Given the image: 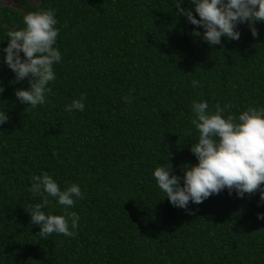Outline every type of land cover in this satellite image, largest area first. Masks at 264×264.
Listing matches in <instances>:
<instances>
[{
  "label": "trees",
  "instance_id": "trees-1",
  "mask_svg": "<svg viewBox=\"0 0 264 264\" xmlns=\"http://www.w3.org/2000/svg\"><path fill=\"white\" fill-rule=\"evenodd\" d=\"M11 1L19 8L0 0V111L9 117L0 125V264H264L259 192L240 198L225 189L185 210L153 175L172 167L183 184L181 166L198 163L193 100L210 110L231 104L236 115L264 107V22L258 37L242 23L239 40L213 47L177 16V0ZM181 6L199 18L191 0ZM38 10L55 14L62 61L47 103L31 108L16 99L30 85L15 81L2 50L6 33ZM82 95L83 112L65 110ZM43 172L62 190L66 182L81 188L83 199L68 209L80 218L74 236L41 237L31 223L27 211L42 203L32 177ZM49 200L42 211L63 215Z\"/></svg>",
  "mask_w": 264,
  "mask_h": 264
},
{
  "label": "clouds",
  "instance_id": "clouds-1",
  "mask_svg": "<svg viewBox=\"0 0 264 264\" xmlns=\"http://www.w3.org/2000/svg\"><path fill=\"white\" fill-rule=\"evenodd\" d=\"M183 0H177V16L183 15L187 22L195 25L192 35L215 47L222 43V37L239 40L241 33L237 26L247 23L252 36L258 37L257 22H264V0H191L195 13L181 6ZM24 27L9 30L4 62L15 73V81L27 80V89L15 90V97L23 104L36 108L47 103L46 94L52 89L48 86L55 80L54 65L62 61L59 48L55 47L59 36L56 27L58 21L52 10L29 11L22 16ZM202 28L201 33L198 29ZM23 53V56H21ZM199 82L192 81V87ZM5 88L0 82V93ZM85 97L74 99L65 106L66 111H84ZM124 102L131 100L124 97ZM231 104L214 105L210 110L207 101L193 100L191 111L194 114L192 125L198 132V138L191 145V152L198 163L182 165L181 177L173 174V168L158 166L154 178L159 189L165 193L174 207L188 210L189 202L201 204L212 195H219L227 189L229 194L235 191L243 198L259 192L264 201V107L249 106L236 115L231 112ZM227 113V115H226ZM8 114L0 111V125L8 121ZM53 155H57L54 151ZM30 191L42 197V203L34 204L29 211L31 223L39 225L41 237L53 233L74 236L71 229L78 228L79 215L73 208L76 198L83 199L79 184L67 183L62 190L47 172L32 177ZM49 197L63 206L64 214H46L43 208L50 205ZM189 214H193L189 210ZM264 220V213L257 216Z\"/></svg>",
  "mask_w": 264,
  "mask_h": 264
},
{
  "label": "rangeland",
  "instance_id": "rangeland-1",
  "mask_svg": "<svg viewBox=\"0 0 264 264\" xmlns=\"http://www.w3.org/2000/svg\"><path fill=\"white\" fill-rule=\"evenodd\" d=\"M3 4L6 5V6H9V7L16 8V9L19 8L18 5L15 4L14 2H12L11 0H4Z\"/></svg>",
  "mask_w": 264,
  "mask_h": 264
}]
</instances>
